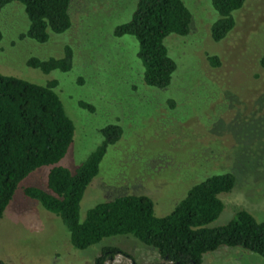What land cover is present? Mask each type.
Masks as SVG:
<instances>
[{
  "label": "rangeland",
  "instance_id": "1",
  "mask_svg": "<svg viewBox=\"0 0 264 264\" xmlns=\"http://www.w3.org/2000/svg\"><path fill=\"white\" fill-rule=\"evenodd\" d=\"M191 14L188 32L168 34L163 43L174 60L170 82L163 88L145 85L130 35L114 37L136 0H70V27L48 32L44 42L20 37L28 21L23 5L0 8V74L53 88L73 124L72 141L54 165L73 172L101 141L99 129L121 128L107 146L97 174L79 201V219L94 204L123 194H143L153 214L164 216L187 189L208 175L231 172L228 192L219 193L223 207L209 227L225 224L238 209L256 221L264 219V0H245L232 12L234 26L219 41L209 28L217 18L210 0H181ZM72 51L67 71L42 73L26 59L59 58ZM208 55H216L212 66ZM78 100L93 111L79 107ZM171 101V102H170ZM50 165L21 179L0 217V261L6 264H93L105 246L117 253L105 264H154L157 252L128 235L102 238L83 249L71 246L60 219L23 195L22 188L46 190ZM202 264H264V256L240 247L220 246L203 254Z\"/></svg>",
  "mask_w": 264,
  "mask_h": 264
},
{
  "label": "trees",
  "instance_id": "2",
  "mask_svg": "<svg viewBox=\"0 0 264 264\" xmlns=\"http://www.w3.org/2000/svg\"><path fill=\"white\" fill-rule=\"evenodd\" d=\"M13 1L23 5L28 21L20 37L41 43L48 38L49 31L60 33L70 27V0H0V8ZM244 1L210 0L217 14L209 28L213 41L221 40L231 30L232 12ZM190 20L191 14L181 0H136L129 18L114 26L112 35H130L135 39L142 82L163 88L169 84L175 69L163 39L171 33L185 35ZM206 58L210 65L218 64L216 55ZM71 62L68 45L63 46L59 58L29 57L25 61L26 66L42 73L67 71ZM258 64L264 68V52ZM56 84L55 79L39 85L0 74V217L17 183L35 168L50 165L46 190L25 186L22 193L60 219L74 248H86L105 237L128 235L157 252L159 262L154 264H202L203 254L220 246H236L264 256V219L256 221L248 211L238 209L225 224L207 226L222 210L218 194L230 191L233 186L235 177L228 171L208 175L192 184L164 216L153 214L148 196L123 194L94 204L80 220L79 201L83 191L97 174L107 146L121 136V128L117 124L100 128L101 141L73 172L54 165L65 154L73 136V124L53 90ZM77 104L93 111L87 102L78 100ZM117 253L122 251L105 246L93 258V264H105ZM0 264L6 263L0 261Z\"/></svg>",
  "mask_w": 264,
  "mask_h": 264
}]
</instances>
